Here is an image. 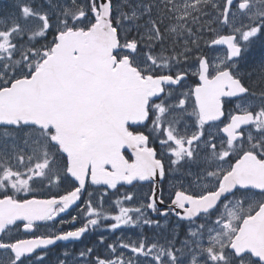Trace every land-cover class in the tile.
Wrapping results in <instances>:
<instances>
[{"label": "snow or ice", "instance_id": "6c2138e0", "mask_svg": "<svg viewBox=\"0 0 264 264\" xmlns=\"http://www.w3.org/2000/svg\"><path fill=\"white\" fill-rule=\"evenodd\" d=\"M258 43L264 0L0 6V264H264Z\"/></svg>", "mask_w": 264, "mask_h": 264}, {"label": "flooded vegetation", "instance_id": "af4514ba", "mask_svg": "<svg viewBox=\"0 0 264 264\" xmlns=\"http://www.w3.org/2000/svg\"><path fill=\"white\" fill-rule=\"evenodd\" d=\"M102 233H95L92 237H89L88 240L85 241V243H89L91 241H93L95 239L96 236L100 235ZM63 247V245L57 246L51 253H50V258H51V262L52 264H56V259L59 256V252L60 249ZM77 247H79V245H77Z\"/></svg>", "mask_w": 264, "mask_h": 264}, {"label": "rangeland", "instance_id": "374dc122", "mask_svg": "<svg viewBox=\"0 0 264 264\" xmlns=\"http://www.w3.org/2000/svg\"><path fill=\"white\" fill-rule=\"evenodd\" d=\"M8 2V0H0V6L6 4ZM248 56H254L250 50V52L248 53ZM255 57H256V60L254 61H259L262 57H264V54H260V55H256L255 54Z\"/></svg>", "mask_w": 264, "mask_h": 264}, {"label": "trees", "instance_id": "16d2710c", "mask_svg": "<svg viewBox=\"0 0 264 264\" xmlns=\"http://www.w3.org/2000/svg\"><path fill=\"white\" fill-rule=\"evenodd\" d=\"M257 45H260L259 43L257 44ZM256 49V50H258V48H260V49H263V47H253V49Z\"/></svg>", "mask_w": 264, "mask_h": 264}]
</instances>
